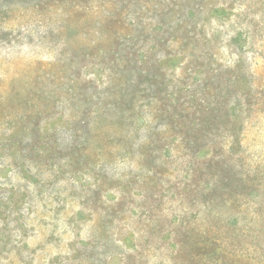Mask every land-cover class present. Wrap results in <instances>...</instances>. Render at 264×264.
I'll list each match as a JSON object with an SVG mask.
<instances>
[{
    "label": "rangeland",
    "instance_id": "rangeland-1",
    "mask_svg": "<svg viewBox=\"0 0 264 264\" xmlns=\"http://www.w3.org/2000/svg\"><path fill=\"white\" fill-rule=\"evenodd\" d=\"M0 264H264V0H0Z\"/></svg>",
    "mask_w": 264,
    "mask_h": 264
}]
</instances>
